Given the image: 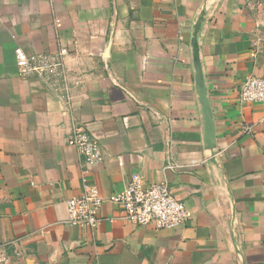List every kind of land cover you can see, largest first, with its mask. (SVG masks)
Listing matches in <instances>:
<instances>
[{
  "label": "crops",
  "instance_id": "crops-1",
  "mask_svg": "<svg viewBox=\"0 0 264 264\" xmlns=\"http://www.w3.org/2000/svg\"><path fill=\"white\" fill-rule=\"evenodd\" d=\"M19 47L70 50L56 90L19 75ZM250 75L264 77V0H0L2 264H264V104L239 99ZM76 123L101 162L68 143ZM135 174L168 179L186 224L140 226L112 203L95 230L63 223L85 183L108 197Z\"/></svg>",
  "mask_w": 264,
  "mask_h": 264
},
{
  "label": "built area",
  "instance_id": "built-area-1",
  "mask_svg": "<svg viewBox=\"0 0 264 264\" xmlns=\"http://www.w3.org/2000/svg\"><path fill=\"white\" fill-rule=\"evenodd\" d=\"M71 54L66 47L54 52L29 54L23 48L16 50V63L22 78H38L53 89L66 77L65 60ZM241 102L264 104V77L248 76L239 90ZM261 122L264 124V117ZM242 131L252 132V126L245 124ZM68 143L84 158L87 164H97L103 160L101 142L85 124L76 123ZM180 165L174 160L167 162L165 170H179ZM85 182V180H84ZM106 203L120 208L127 221L140 225L152 226L156 230L172 229L183 226L190 219L186 203L173 192L168 179L161 182L145 183L139 174L129 180L125 189L108 197L99 190L84 184L80 196L67 200V218L64 224L71 228L95 230L103 221L101 211ZM18 240L8 247H14V256L22 258L24 252L18 249ZM8 253L0 252V264L8 262Z\"/></svg>",
  "mask_w": 264,
  "mask_h": 264
}]
</instances>
